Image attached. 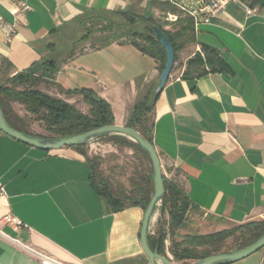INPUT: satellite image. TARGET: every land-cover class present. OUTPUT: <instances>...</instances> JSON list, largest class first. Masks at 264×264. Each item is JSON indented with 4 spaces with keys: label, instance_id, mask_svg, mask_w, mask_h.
Listing matches in <instances>:
<instances>
[{
    "label": "crops",
    "instance_id": "obj_1",
    "mask_svg": "<svg viewBox=\"0 0 264 264\" xmlns=\"http://www.w3.org/2000/svg\"><path fill=\"white\" fill-rule=\"evenodd\" d=\"M169 1L0 0V15L16 30H0V82L36 68L42 91L89 113L71 91L93 89L115 123L127 125L135 105L156 91L163 51L157 45L152 55L138 45L144 40L117 37L96 19L152 15L174 32ZM243 1L256 12L230 3L177 41L184 45L150 120L164 175L202 212L204 234L264 219V0ZM20 3L30 9L16 12ZM10 105L31 122L23 104ZM95 146L87 144L88 155L101 157ZM0 183V218L12 214L24 224H0L7 234L72 264H151L140 240L144 209L115 212L77 148L39 149L0 131ZM162 218L168 230L169 213ZM0 264L40 263L0 234ZM230 264H264V247Z\"/></svg>",
    "mask_w": 264,
    "mask_h": 264
},
{
    "label": "trees",
    "instance_id": "obj_2",
    "mask_svg": "<svg viewBox=\"0 0 264 264\" xmlns=\"http://www.w3.org/2000/svg\"><path fill=\"white\" fill-rule=\"evenodd\" d=\"M132 19L135 20L136 18L132 17ZM141 20L149 25L145 26V30H135L131 36L144 40L145 44H137L152 55H156L155 46L158 45L162 49V70L166 63V51L157 39L150 35H154L152 25L160 26L173 43L176 54L175 60L178 51L184 45L183 42L179 44L177 41L184 39L186 36L190 38L195 31L194 24L189 19L176 21L175 23L179 25V28L174 32L165 29L152 15L142 16ZM35 70L36 68L18 72L5 82H0V104L8 121L17 129L30 134L42 135L28 129L29 122L12 110L10 105L12 101L23 104L26 110L33 115L32 119L43 122L46 129L55 133L56 136L72 135L101 125L115 123L112 107L93 89L82 88L71 91L72 93L82 94L84 101L89 105V113H84L77 106L42 91L39 84L45 79L43 76L37 75ZM159 93L160 91L149 93L144 101L137 103L127 124L138 129L151 142H153V129L150 120ZM103 138H109L117 145L140 149L144 152L137 143L124 136L113 135L100 139ZM72 147L77 148L87 156L92 166L94 186L100 193L108 197L115 212L134 206L142 207L145 210L153 192L152 174L148 182L144 181L145 179L140 175L138 179L134 180L133 187L129 190L121 185L115 186L112 180L103 172L101 157L88 155L87 144ZM164 180L166 193L161 206V216L158 219L156 232L149 237L151 247L153 249L157 248L160 253L167 254L165 241L169 236L171 254L183 264H190L191 260L245 247L264 234V220L250 221L209 234L190 231L192 215L196 212L202 214V212L192 203L187 192L180 184L165 175ZM166 212L170 216L168 230L165 229L162 222V217ZM230 238H232L231 244L228 242Z\"/></svg>",
    "mask_w": 264,
    "mask_h": 264
},
{
    "label": "water",
    "instance_id": "obj_3",
    "mask_svg": "<svg viewBox=\"0 0 264 264\" xmlns=\"http://www.w3.org/2000/svg\"><path fill=\"white\" fill-rule=\"evenodd\" d=\"M172 19V14H168ZM176 19V17H175ZM154 35L157 41L166 51V63L162 70L156 92L162 90L167 83L175 63V48L165 31L158 25H152ZM0 131L30 146L44 149L57 150L67 146L86 145L95 139L102 137L119 135L128 138L137 143L147 154L152 165L153 192L149 203L144 210V217L140 231L141 247L147 255L151 264H177L168 254L164 255L153 249L149 242L152 228L158 219L166 193L164 171L161 157L153 142L148 140L138 129L119 124H105L87 131L75 133L67 136L49 137L38 134H30L14 127L7 119L5 112L0 104ZM264 247V234L251 244L230 250L208 255L197 259L190 264H230L246 258Z\"/></svg>",
    "mask_w": 264,
    "mask_h": 264
},
{
    "label": "rangeland",
    "instance_id": "obj_4",
    "mask_svg": "<svg viewBox=\"0 0 264 264\" xmlns=\"http://www.w3.org/2000/svg\"><path fill=\"white\" fill-rule=\"evenodd\" d=\"M98 23H102L104 30H109L115 32V35L122 36L123 34L132 35V32L137 30H145V26L149 25L143 20L133 19L130 20L129 17L123 16H106L96 19ZM159 23L162 24V19H158ZM96 23H90V28H94ZM102 30L101 27H97ZM148 28V27H147ZM28 129L35 133H40L44 136L55 137L56 134L47 130L45 124L36 119H31V122L28 124ZM99 150H96L101 155L102 169L105 175H107L115 186L121 185L125 189L129 190L133 187L134 180L138 179L141 172H147L151 174L152 165L149 157L142 152L140 149L130 148L126 146L117 145L113 140L109 138L95 139L92 141ZM90 146V143L88 144ZM161 213V211H160ZM159 218V217H158ZM158 220V219H157ZM157 220L154 223V231L156 232L158 227ZM190 224V231L192 232H204V215L200 212L192 215ZM262 218L255 219L252 221H261ZM228 228H233L235 225H227ZM232 243V238L228 240ZM166 244V253L177 263L181 264V261L175 259L169 250H167V241ZM170 244L168 247H170Z\"/></svg>",
    "mask_w": 264,
    "mask_h": 264
},
{
    "label": "built area",
    "instance_id": "obj_5",
    "mask_svg": "<svg viewBox=\"0 0 264 264\" xmlns=\"http://www.w3.org/2000/svg\"><path fill=\"white\" fill-rule=\"evenodd\" d=\"M230 3H237L244 7L248 15L256 12L255 8L249 7L243 0H170L169 1V13L172 14V19L168 15L170 22L178 21L179 19H189L193 22L195 29L203 23H210L220 13L225 12L226 7ZM30 9V6L26 3H20L16 12ZM168 13V14H169ZM176 17V19H175ZM0 30L7 36H11L15 33L13 25L9 24L0 15ZM0 191L4 192V188L0 183ZM1 225H10L14 229L22 227L23 222L12 214L4 215L0 218ZM0 234L14 243L17 247L21 248L26 254L36 259L40 264H72L65 262L46 252L45 250L21 241L17 237H13L0 229ZM85 264V263H80Z\"/></svg>",
    "mask_w": 264,
    "mask_h": 264
}]
</instances>
